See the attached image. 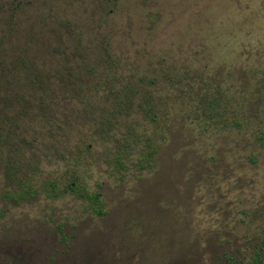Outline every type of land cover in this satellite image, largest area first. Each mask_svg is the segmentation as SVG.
<instances>
[{
    "label": "rangeland",
    "instance_id": "rangeland-1",
    "mask_svg": "<svg viewBox=\"0 0 264 264\" xmlns=\"http://www.w3.org/2000/svg\"><path fill=\"white\" fill-rule=\"evenodd\" d=\"M1 39L46 86L37 141L0 161V264H264V0H0ZM108 68L145 79L154 122L96 132Z\"/></svg>",
    "mask_w": 264,
    "mask_h": 264
},
{
    "label": "trees",
    "instance_id": "trees-1",
    "mask_svg": "<svg viewBox=\"0 0 264 264\" xmlns=\"http://www.w3.org/2000/svg\"><path fill=\"white\" fill-rule=\"evenodd\" d=\"M3 47L2 39L0 40V48ZM112 66L114 61L108 60ZM86 66L81 65V69ZM87 71L91 72L93 68H86ZM44 70L39 68L36 63L31 61L27 56H21L17 59H7L5 56H0V161H16L14 157H18V153L22 150L23 145L31 144L37 141L35 137H32L31 141L26 138L27 133L32 131L31 127L36 123L42 122V116L38 114L36 108H39V104L45 102L44 98L40 95L37 96L38 104L35 105L31 102V98H35L33 95L36 91H41L46 84H43L42 78L45 77L43 74ZM59 70H56L57 74ZM114 71L108 68V73L102 80L97 81L101 86V91L104 93L103 98L91 99L86 97L83 99L82 110L85 112L97 111L96 120L94 121V128L96 132L100 134H108L114 127L121 123L120 117L122 116L121 111L124 109H131L134 107L136 110L142 111V119L154 122V105L152 103V96L149 92H143L141 100L136 105L134 99L142 92L140 86H145V79L143 77L136 78L135 82H127V79H122L120 75L113 73ZM71 84V81L68 82ZM149 83L153 84L154 80L149 79ZM80 91V87H77ZM39 94V93H38ZM34 102H36L34 100ZM208 109L214 108L213 100L209 99ZM91 105V108L89 107ZM92 109V110H91ZM33 111V112H32ZM210 115H205L204 119H209ZM88 120L92 119L93 115H85ZM92 116V117H91ZM198 116H194L197 118ZM119 118V119H118ZM53 118L46 120L45 122L51 126L56 122ZM44 121V120H43ZM124 123V122H123ZM42 124V123H41ZM126 126L125 134L121 141H119L116 147V161H119L120 156L124 153V149L131 143H139V139L136 135V130L132 126ZM49 131V130H48ZM34 133H37L35 130ZM110 136V134H108ZM143 140V146L141 148V159L138 160L139 167H142L140 161H147L153 155V149L150 148V142L148 137L141 138ZM20 161V160H18ZM30 161V160H28ZM9 163L5 162L4 167H8ZM118 165L121 166L120 163ZM11 169V168H10ZM8 170V169H7ZM6 172L9 176L10 170ZM75 176H72V180ZM29 181V180H27ZM72 182L67 183L66 187L72 189ZM52 184L49 187L52 188ZM32 189L30 188L29 182L22 183L18 186L15 195L19 197H25L31 194ZM83 197L88 198L93 203L98 201V193L88 194L86 191L82 193Z\"/></svg>",
    "mask_w": 264,
    "mask_h": 264
}]
</instances>
